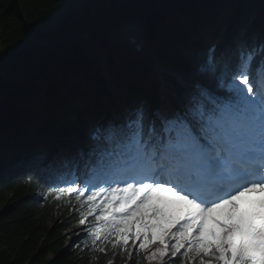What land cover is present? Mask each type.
<instances>
[{"label": "trees", "instance_id": "obj_1", "mask_svg": "<svg viewBox=\"0 0 264 264\" xmlns=\"http://www.w3.org/2000/svg\"><path fill=\"white\" fill-rule=\"evenodd\" d=\"M122 23L136 25L152 56L176 74L160 78L127 43ZM262 44L264 0H0V264H149L144 254L91 250L75 198L54 199L53 185L70 178L66 161L80 147L52 133L95 146L91 135L114 109L107 125L137 108L151 123L191 87L175 75L195 74L216 90L199 72L210 47L259 52Z\"/></svg>", "mask_w": 264, "mask_h": 264}, {"label": "snow or ice", "instance_id": "obj_2", "mask_svg": "<svg viewBox=\"0 0 264 264\" xmlns=\"http://www.w3.org/2000/svg\"><path fill=\"white\" fill-rule=\"evenodd\" d=\"M199 72L216 90L193 81L151 123L137 108L97 130L91 178L53 185L55 200L75 198L92 251L264 264V44L210 47Z\"/></svg>", "mask_w": 264, "mask_h": 264}, {"label": "rangeland", "instance_id": "obj_3", "mask_svg": "<svg viewBox=\"0 0 264 264\" xmlns=\"http://www.w3.org/2000/svg\"><path fill=\"white\" fill-rule=\"evenodd\" d=\"M186 53H189V54H193V52H194V49H185L184 50ZM149 53V52H148ZM149 56V55H148ZM143 58H150V57H147V52L144 50L143 51ZM149 62L151 63V64H154V65H156L155 66V69H153L155 72H157V75L158 76H160V78H161V73L160 72H166V73H168V72H172V73H174V74H176V71L175 70H169V69H167V68H163L162 66H161V64H158L157 63V61L155 60V59H149ZM105 74V73H104ZM195 74H189V75H176V79L183 85V86H185V87H190L191 85H192V83H193V79H194V76ZM163 93L164 94H167L168 93V91H169V89L167 90V89H165V88H163ZM170 93H172L173 94V90H170L169 91ZM173 106L174 105H172V103H170V106H169V109H173ZM42 113L44 114V111H42ZM64 135V136H63ZM57 136L58 137H60L61 138V136H63V138L66 136V137H69L70 136V133L69 134H65V133H63V132H58L57 130H55V132L54 133H52V137H54V138H57ZM60 138H58L59 140H60ZM78 164H79V162H78ZM159 263H161V261H159V260H157V261H152L151 262V264H159ZM110 264H118V262H117V259L116 258H114L111 262H110Z\"/></svg>", "mask_w": 264, "mask_h": 264}, {"label": "water", "instance_id": "obj_4", "mask_svg": "<svg viewBox=\"0 0 264 264\" xmlns=\"http://www.w3.org/2000/svg\"><path fill=\"white\" fill-rule=\"evenodd\" d=\"M124 25V23H122L119 27H122Z\"/></svg>", "mask_w": 264, "mask_h": 264}]
</instances>
